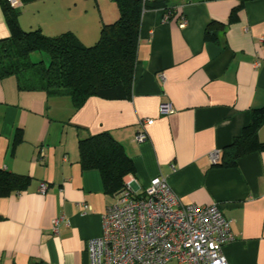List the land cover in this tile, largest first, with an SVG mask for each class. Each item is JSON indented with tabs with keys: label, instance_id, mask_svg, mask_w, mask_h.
Instances as JSON below:
<instances>
[{
	"label": "crops",
	"instance_id": "crops-1",
	"mask_svg": "<svg viewBox=\"0 0 264 264\" xmlns=\"http://www.w3.org/2000/svg\"><path fill=\"white\" fill-rule=\"evenodd\" d=\"M22 2L23 29L72 31L87 45L120 14L113 0ZM239 3L167 0L145 10L130 99L91 97L76 109L70 96L22 90L16 76L0 80V168L31 176L25 189L0 194V264H89V239L102 234L115 195L99 170L83 169L79 140L104 130L133 159L125 180L138 192L163 176L186 204L218 203L234 235L223 247L229 264H264V149L235 166L210 161L264 107V0L247 1L229 22ZM212 21L227 24L217 40L205 38ZM9 36L0 0V39ZM162 102L174 111L162 114ZM140 131L148 135L141 142ZM258 138L264 142V122Z\"/></svg>",
	"mask_w": 264,
	"mask_h": 264
},
{
	"label": "trees",
	"instance_id": "trees-1",
	"mask_svg": "<svg viewBox=\"0 0 264 264\" xmlns=\"http://www.w3.org/2000/svg\"><path fill=\"white\" fill-rule=\"evenodd\" d=\"M1 1L10 36L0 39V80L16 76L20 89L70 96L79 109L91 97H132L142 15L147 9L165 5L167 0H113L118 5L119 17L104 23L99 39L91 45L72 31L49 36L41 29L25 30L19 23L17 9L7 0ZM247 1L240 0L233 8L229 22L237 19ZM226 25L212 21L205 38L217 40ZM35 52L46 53L48 60H33ZM263 122L264 107L253 109L251 122L223 149L217 164L235 166L247 153L264 149V142L258 138ZM20 139L18 134L14 143ZM79 153L83 169L99 170L109 194L120 192L126 185L125 176L136 171L125 147L107 130L81 137ZM30 180L29 175L0 168V194L23 190Z\"/></svg>",
	"mask_w": 264,
	"mask_h": 264
},
{
	"label": "built area",
	"instance_id": "built-area-1",
	"mask_svg": "<svg viewBox=\"0 0 264 264\" xmlns=\"http://www.w3.org/2000/svg\"><path fill=\"white\" fill-rule=\"evenodd\" d=\"M20 7L22 0H7ZM187 20L183 18L181 25ZM264 37L261 38V41ZM162 114L174 108L170 102L160 104ZM145 118L143 122H151ZM140 131L136 140L147 139ZM220 153H210L211 163H217ZM134 179L126 180L125 187L115 195L103 215L102 234L89 239V264H164L177 260L182 264H229L224 244L234 238L231 222L218 203L186 204L167 178L157 176L142 191L133 187ZM44 193L47 183H41ZM86 209H91L88 204ZM60 218L53 221L58 231Z\"/></svg>",
	"mask_w": 264,
	"mask_h": 264
},
{
	"label": "rangeland",
	"instance_id": "rangeland-1",
	"mask_svg": "<svg viewBox=\"0 0 264 264\" xmlns=\"http://www.w3.org/2000/svg\"><path fill=\"white\" fill-rule=\"evenodd\" d=\"M32 59L35 61H38L40 59H45L46 61L48 60V55L43 52H35L32 54Z\"/></svg>",
	"mask_w": 264,
	"mask_h": 264
}]
</instances>
